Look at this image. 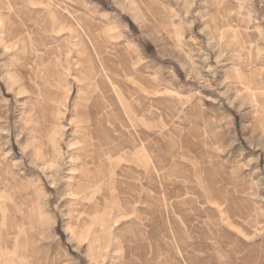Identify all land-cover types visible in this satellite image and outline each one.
I'll return each instance as SVG.
<instances>
[{
	"label": "rangeland",
	"instance_id": "obj_1",
	"mask_svg": "<svg viewBox=\"0 0 264 264\" xmlns=\"http://www.w3.org/2000/svg\"><path fill=\"white\" fill-rule=\"evenodd\" d=\"M166 263L264 264V0H0V264Z\"/></svg>",
	"mask_w": 264,
	"mask_h": 264
},
{
	"label": "bare ground",
	"instance_id": "obj_2",
	"mask_svg": "<svg viewBox=\"0 0 264 264\" xmlns=\"http://www.w3.org/2000/svg\"><path fill=\"white\" fill-rule=\"evenodd\" d=\"M78 59H80V57H78ZM19 68V67H18ZM18 70V69H17ZM18 75V74H17ZM18 79V78H17ZM33 79V78H32ZM33 81H34V79H33ZM39 92V91H38ZM115 95H116V93H115ZM119 100H120V98H119V96L117 95V103L119 102ZM100 108V107H99ZM93 109H94V107H93ZM104 109H105V107H104ZM94 113V112H93ZM31 114V113H30ZM78 115H79V113H77ZM121 109L119 110V108L118 107H111L109 110H106V112L104 113V117H105V119L103 118L102 119V121L103 120H106V121H108V122H111V123H114V122H116V121H118L120 118H121ZM80 116V115H79ZM79 118V117H78ZM99 122H100V120L101 119H97ZM98 121L95 123V121L93 120V136H90L91 137V139L93 138H95L96 137V127L95 126H97V125H99V123H98ZM79 122H80V120H79ZM103 124V123H102ZM102 124H101V126H102ZM101 128V127H100ZM102 128H104V127H102ZM102 128H101V130H102ZM82 130V129H81ZM103 131H104V129H103ZM100 132V131H99ZM102 133V132H101ZM108 133V132H107ZM91 134H92V132H91ZM105 134V133H104ZM103 135V134H102ZM106 135V134H105ZM110 134H107V138H105V136L104 137H101V135L100 134H98V138H99V140H98V142H99V144H106V143H108V141L110 140V136H109ZM97 138V139H98ZM106 139V140H105ZM79 141H80V143H83V145H84V142L85 143H87L88 145L90 144V148L91 149H93V156L91 157V158H93V161H94V159L96 158V156L98 157V156H101V155H103V154H107L109 151L106 149V150H101V149H99V148H96V143L94 144V142H92L91 140H89L88 138H86L85 136H79ZM78 142V141H77ZM99 147V146H98ZM76 152H78L79 154H82V153H85L84 152V147H82L81 148V146H80V148H78L77 150H76ZM87 153V152H86ZM85 153V154H86ZM86 156V155H85ZM80 157V161L82 162V163H85V162H87V157ZM92 161V162H93ZM48 162V161H47ZM30 163L31 164H34V162H31L30 161ZM94 165V164H93ZM79 166V165H78ZM83 168H84V166H82ZM84 170H86L85 168H84ZM75 171V170H74ZM90 171V170H89ZM79 174V173H78ZM86 175H87V173H86ZM22 176V175H21ZM83 176V175H82ZM88 176V175H87ZM78 177V176H77ZM124 177V176H123ZM81 178V177H80ZM92 180V179H91ZM88 183H90V181L88 182V180L86 181V184H84V187H83V185H79V186H77V193H79V192H85L86 193V195H85V199L83 198L82 200L84 201V202H82L83 204L86 202V196H87V189H88V187H89V185H87ZM69 184V183H68ZM89 193V192H88ZM86 204H87V209L89 210L88 212L89 213H93V204L91 203V202H86ZM93 217V216H92ZM92 222H91V224H90V226H93V219L91 220ZM99 224V223H98ZM79 227H81L83 224L80 222L79 224ZM90 230V229H89ZM76 232H77V230H76ZM177 234V233H176ZM167 249V248H166ZM179 249V248H178ZM180 251V250H179ZM179 251H178V253H179ZM189 255V254H188ZM190 259V258H189ZM187 262V261H186ZM173 263H175V262H173ZM167 264V263H166ZM191 264V263H190Z\"/></svg>",
	"mask_w": 264,
	"mask_h": 264
}]
</instances>
